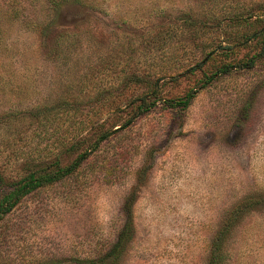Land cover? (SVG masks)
<instances>
[{"label":"rangeland","instance_id":"374dc122","mask_svg":"<svg viewBox=\"0 0 264 264\" xmlns=\"http://www.w3.org/2000/svg\"><path fill=\"white\" fill-rule=\"evenodd\" d=\"M17 1L0 44V177L112 135L0 222V264H98L127 225L118 264H208L224 224L264 196V0L0 6ZM226 250L227 264H264V207Z\"/></svg>","mask_w":264,"mask_h":264},{"label":"trees","instance_id":"16d2710c","mask_svg":"<svg viewBox=\"0 0 264 264\" xmlns=\"http://www.w3.org/2000/svg\"><path fill=\"white\" fill-rule=\"evenodd\" d=\"M76 2L80 3L78 0H76ZM17 4L18 6L12 8V11H10V9L6 10L2 6H0V44L5 32L4 26L9 25L12 20L19 18L20 11L18 1ZM59 4V2H56L55 8H58ZM252 36L253 38H256L259 43H261V52H264V30L263 32H255L254 34H252ZM256 60V57L249 60L248 62H246V64H244L246 65L245 67H254ZM0 81H2L1 77ZM194 97L195 91L192 90L188 92L183 98L179 99L175 106L184 110L189 107ZM145 103H147L146 100H143L140 104V109L143 113L149 110V106L147 108L145 106ZM45 117L47 118V116ZM132 121L133 120H128L123 126H129ZM93 128H97V126ZM119 129L120 128L116 130ZM110 135H112V132L108 130L100 132L99 137L94 142L88 144V146L84 148L82 152H79L75 159L69 164L63 165L61 158H55L53 161L46 163L40 168L29 172V174L21 179L6 181L0 177V222L15 209V207L23 198L30 195L32 192L36 191L39 188L62 181L75 173L88 159L90 154L93 151L97 150L100 144L107 140ZM81 138V140L76 142L75 145L71 146V148L67 150V153L78 150L77 147L85 143V136H82ZM259 206L264 207V196H262L260 199H253L252 201L250 200L243 203L236 211V214L238 215L235 216V214H233L231 216L232 220L230 219L224 224V226L221 228V230L213 240L211 248L212 251L210 252L208 264H227L229 254L226 252V248L228 246L229 237L238 224L239 218L244 216L245 214H249L250 212L255 211ZM130 232L131 231H129V225H127L123 232L120 234L118 242L113 248L112 254L108 257L102 258L98 264H118L120 248L123 246L124 242L129 239L128 236ZM108 261L110 263H107Z\"/></svg>","mask_w":264,"mask_h":264}]
</instances>
